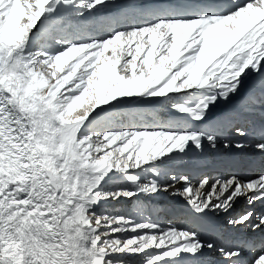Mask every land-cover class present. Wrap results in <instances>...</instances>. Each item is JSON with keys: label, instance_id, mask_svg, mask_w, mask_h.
Here are the masks:
<instances>
[{"label": "snow or ice", "instance_id": "6c2138e0", "mask_svg": "<svg viewBox=\"0 0 264 264\" xmlns=\"http://www.w3.org/2000/svg\"><path fill=\"white\" fill-rule=\"evenodd\" d=\"M222 148L264 158V0H0V264H264V167H172Z\"/></svg>", "mask_w": 264, "mask_h": 264}, {"label": "bare ground", "instance_id": "6f19581e", "mask_svg": "<svg viewBox=\"0 0 264 264\" xmlns=\"http://www.w3.org/2000/svg\"><path fill=\"white\" fill-rule=\"evenodd\" d=\"M109 12L108 10H101V12L97 13V19H99L100 17H104V16H108ZM72 24H77V23H81V21L76 18L73 17L71 20ZM138 109L142 110V111H148L151 110V108L153 107V105L151 104H140L135 106ZM223 107V106H222ZM257 117H259V115H257ZM166 119L169 117H165ZM260 118V117H259ZM246 155V156H245ZM218 156H224V157H230L232 158L235 162L230 164V165H224V164H216L215 167H218L219 169H225L227 166H231L233 169H242V170H246L248 176H254L256 175L259 171L255 169L254 164L255 163H259L260 165H262L264 167V163L262 162V156L261 154L251 150V149H246L244 151H227L224 150L223 148L221 149V153L218 154ZM243 157V158H242ZM186 163L178 161L175 165H173L172 167L174 168L176 173H186L190 176V178L192 179H196V177L199 175V172L195 171V168L193 166H191V163L189 162L190 157L186 158ZM251 166L249 170H247L248 166ZM212 171L213 167L207 168V171ZM166 176V180L171 179V174H167ZM165 176L163 177L165 179ZM178 197H175L171 194H167V195H163V196H159V197H153L150 200L146 201L150 207H152L153 209H155V212L153 213V218L158 220L161 223H177V224H181V225H189L190 223H187L186 221H182L179 218L175 219V218H170L168 216V214L165 212L166 206L165 203L167 202H174L175 199ZM242 203L244 205L246 204V201L243 199ZM241 212V210H239Z\"/></svg>", "mask_w": 264, "mask_h": 264}, {"label": "rangeland", "instance_id": "374dc122", "mask_svg": "<svg viewBox=\"0 0 264 264\" xmlns=\"http://www.w3.org/2000/svg\"><path fill=\"white\" fill-rule=\"evenodd\" d=\"M186 158H188V157H186ZM185 158V159H186ZM177 163V162H176ZM184 163H186V160H184ZM191 166H193L194 168H196V169H198L197 167H195L193 164H191ZM165 179H166V176H165Z\"/></svg>", "mask_w": 264, "mask_h": 264}]
</instances>
